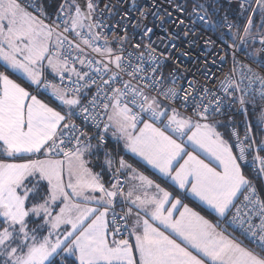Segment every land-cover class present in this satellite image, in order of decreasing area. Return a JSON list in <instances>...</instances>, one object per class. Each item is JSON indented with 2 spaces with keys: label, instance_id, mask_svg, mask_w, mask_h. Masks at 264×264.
<instances>
[{
  "label": "snow or ice",
  "instance_id": "snow-or-ice-1",
  "mask_svg": "<svg viewBox=\"0 0 264 264\" xmlns=\"http://www.w3.org/2000/svg\"><path fill=\"white\" fill-rule=\"evenodd\" d=\"M169 6L183 25L185 7ZM249 9L241 26L193 5L231 41L219 59L230 53L232 69L209 87L185 65L158 0H0V264H264V139L246 119L258 109L264 131V0H239L241 15ZM156 28L168 34L162 48ZM197 73L217 79L207 62ZM30 88L49 90L56 106ZM109 132L168 187L117 159ZM250 158L255 178L243 170ZM189 195L215 220L183 203Z\"/></svg>",
  "mask_w": 264,
  "mask_h": 264
},
{
  "label": "built area",
  "instance_id": "built-area-1",
  "mask_svg": "<svg viewBox=\"0 0 264 264\" xmlns=\"http://www.w3.org/2000/svg\"><path fill=\"white\" fill-rule=\"evenodd\" d=\"M19 2L22 4V6L26 3H30L31 0H19ZM254 3V0H252ZM158 3L161 4V8H167L169 11L172 12L171 19L164 25V27L169 28L172 33L177 37L174 43L177 44V48L184 50L188 52V57L185 59V65L191 70L192 73H196V79L200 81L201 84L207 83L209 87H218L219 80L223 79V76L225 73H228L232 69V62H231V54L229 53V57L227 61L221 63L219 56L224 55L223 49L225 46V43H231L230 39L228 38V29L225 25L223 28H212L207 24L202 23L199 21L194 15H191L192 7L195 3H188L187 0H176V3H179L185 7V12L182 16H180L181 19L184 20V24L177 27L173 21L177 19V17L180 15L177 13L173 8H171L170 0H158ZM29 11H32L31 8L28 9ZM199 11V10H198ZM260 13L259 10L255 13ZM251 14V9H249L247 12H245L241 18L238 25H243V23L246 21L247 15ZM225 16L219 17L216 22L217 24L223 23V19ZM149 19H153L152 17H149ZM229 19V18H228ZM230 20V19H229ZM231 21V20H230ZM185 31L189 32V36L187 39L184 38L183 33ZM254 30L253 32H255ZM194 33V35H193ZM223 33V36L221 35ZM158 37H164L167 39L168 34L165 33L161 28L154 29V35L152 37L153 40H157ZM70 39L75 40L74 36H69ZM191 41V43H189ZM210 41L212 44L206 46L205 42ZM250 44H254L255 47H259V39L256 41H249ZM157 47L162 48L163 45L159 44V41L157 40ZM86 52L89 55H95L90 52V50L86 49ZM96 59H99V57H95ZM239 59L244 64H249L252 67H255L254 64H252V61L246 58L243 55L239 56ZM215 60V63L213 64L212 61ZM205 62H207L208 66V74L211 76L213 73L217 77L216 80H205V77L202 73H197V69L201 67V65H204ZM77 68H80L81 66L77 63L75 65ZM48 80L53 82H59L58 79L54 76L47 77ZM41 94L51 96L49 90H41ZM222 94V93H221ZM249 110H252L250 107ZM248 110V111H249ZM242 117V120L239 122L237 117ZM225 120H227V116L224 117ZM247 122H248V118ZM234 120L237 121L239 124V129L241 132V135H243L244 130V123L245 117L242 115H235ZM77 123H81V121L77 120ZM249 123V122H248ZM109 139V136H107V141ZM242 164L248 168V170L251 172L253 178H255V169L252 167V160L251 158L245 162H242ZM121 179H125L124 175L121 176ZM258 191L264 192V181L256 180ZM229 231L235 232L241 239L247 241L245 236L242 234L241 230L237 226H233L232 228H229ZM123 238V237H121ZM248 242V241H247Z\"/></svg>",
  "mask_w": 264,
  "mask_h": 264
},
{
  "label": "trees",
  "instance_id": "trees-1",
  "mask_svg": "<svg viewBox=\"0 0 264 264\" xmlns=\"http://www.w3.org/2000/svg\"><path fill=\"white\" fill-rule=\"evenodd\" d=\"M47 2L50 4H54V5L58 6L60 0H47ZM187 2L188 3H195V4L199 3V4L204 5L208 15L214 21H216L219 17L227 16L232 22L239 24L240 18L242 16L239 12V1H237V0H187ZM52 11L54 13V9H52ZM255 21L257 24L260 23V21H261V14L260 13L255 15ZM254 30H256L255 27L253 28V31ZM11 78L16 80L17 82H19L23 86L28 87V83L23 78H21L20 76H18L16 74H12ZM42 97L46 103H49L51 106H56V102L53 100V98H51V96L42 94ZM257 110L258 109L249 110L247 118H248V122L253 126V129L256 132L257 139H263L264 138V132L260 130L261 126L259 124V121L257 120V114H256ZM237 119L240 122L242 120V117L238 116ZM221 130H222V132H226L225 129H221ZM107 143H108L109 149L111 151H113L117 156H123L124 159L130 161V163L132 165L139 168L140 170H142L146 174L152 176L157 182L161 183L162 186L168 187V185L164 184V182L160 179L159 175L154 174V171L147 168L144 164H142L141 162H139L138 160L133 158V156L125 153L124 150L121 148V146H119V144L117 146V143H115V141H112L110 139V137H109ZM0 158H2V156H0ZM102 158H103V154L101 153V159ZM89 159H92V158L89 157ZM99 162L100 161H96L93 159V162L91 163L92 168H94L95 170H99L101 167ZM243 170H244L245 174L247 176H249V178H253L251 172L244 165H243ZM106 176L109 177V173L107 171H105V173H104V177H106ZM183 202L190 205L192 208H194L195 210L200 212V214L204 215L206 218L212 219V220L215 219L214 215L209 214V212H210L209 210H206L205 207H203L198 202L191 199L189 196L184 197ZM230 232H233V231H230ZM234 235L237 237V239L243 240L235 232H234ZM243 241L245 243H247V241H245V240H243Z\"/></svg>",
  "mask_w": 264,
  "mask_h": 264
},
{
  "label": "crops",
  "instance_id": "crops-1",
  "mask_svg": "<svg viewBox=\"0 0 264 264\" xmlns=\"http://www.w3.org/2000/svg\"><path fill=\"white\" fill-rule=\"evenodd\" d=\"M0 64L1 65H3V63L2 62H0ZM53 75L51 74V72H49L48 73V76L47 77H52ZM52 98V97H51ZM220 131H222L221 129H219ZM109 135V134H108ZM109 137H110V139L112 140V141H115V143H117V141H116V139L114 138V137H112V136H110L109 135ZM225 138H227V134H226V136H225ZM117 146H118V143H117ZM119 146H121V143H119ZM121 148L123 149V147L121 146ZM126 153V152H125ZM127 154H129V153H127ZM130 155V154H129ZM131 156H133V155H131ZM120 156H117V159L119 158ZM133 158H135L136 160H138L139 162H141L142 164H144L147 168H149L150 170H152L151 168H150V166H147L142 160H140V158L139 157H135V156H133ZM86 159H89V157H86ZM103 159V158H102ZM126 160V159H125ZM126 161H128V160H126ZM128 163H130V161H128ZM99 164H100V162H99ZM131 164V163H130ZM132 165V164H131ZM133 166V168H136V169H139V168H137V167H135L134 165H132ZM89 167L90 168H92V166H91V164H89ZM93 169V171H98V170H95L94 168H92ZM140 170V169H139ZM100 171V170H99ZM141 172H143L142 170H140ZM152 171H154V170H152ZM145 175H148V174H146L145 172H143ZM124 175V177H125V179L127 178V176H128V173H124L123 174ZM158 175V174H157ZM148 176H150V175H148ZM151 178H153L152 176H150ZM105 182H107L108 181V177L106 176L105 178ZM154 179V178H153ZM189 187H190V185H189ZM128 190V185L126 184L125 185V191H127ZM189 197L191 198V199H193L194 201H196V202H198L200 205H202L203 207H205L206 208V206L205 205H203L197 198H195V197H192V196H190L189 195ZM184 203V202H183ZM186 204V203H185ZM188 206H190V205H188ZM191 207V206H190ZM192 208V207H191ZM193 210H195L194 208H192ZM195 211H197V210H195ZM210 211V210H209ZM176 215H179V212H177L176 213ZM214 215V214H213ZM215 216V215H214ZM130 243H132V244H134L135 243V241H134V238H132L131 240H130Z\"/></svg>",
  "mask_w": 264,
  "mask_h": 264
},
{
  "label": "rangeland",
  "instance_id": "rangeland-1",
  "mask_svg": "<svg viewBox=\"0 0 264 264\" xmlns=\"http://www.w3.org/2000/svg\"><path fill=\"white\" fill-rule=\"evenodd\" d=\"M0 62H2V63H4L3 61H0ZM16 75H18V76H20L21 78H23L25 81H26V78L25 77H23L22 75H20L19 73H15ZM13 79V78H12ZM17 82V81H16ZM27 82V81H26ZM17 83H19V82H17ZM28 83V82H27ZM22 85V84H21ZM23 86V85H22ZM24 87H26V86H24ZM27 88V87H26ZM30 91H33V94H37L38 95V98L39 99H41V100H43L44 102H45V100L43 99V97H42V94L39 92V93H37L34 89H29ZM51 106V105H50ZM258 111L259 110H257V113L256 114H258ZM142 126V125H141ZM139 129H137V131H138ZM264 132V131H263ZM109 135L110 136H112L111 135V132H109ZM264 139V138H263ZM121 143V146L123 147V142L121 141L120 142ZM123 150H124V152H126V153H129L130 155H133V156H135V154H132V153H130V152H127L125 149H124V147H123ZM136 157V156H135ZM201 158H204L203 156L201 157ZM0 159H4V157H2V158H0ZM181 163L183 162V161H180ZM179 165L177 164L176 165V167H178ZM100 170V169H99ZM98 170V171H99ZM105 178V177H104ZM109 178V177H108ZM65 179H67V178H65ZM190 207V206H189ZM212 220V219H211ZM215 220V219H214Z\"/></svg>",
  "mask_w": 264,
  "mask_h": 264
},
{
  "label": "water",
  "instance_id": "water-1",
  "mask_svg": "<svg viewBox=\"0 0 264 264\" xmlns=\"http://www.w3.org/2000/svg\"><path fill=\"white\" fill-rule=\"evenodd\" d=\"M237 1H239V0H237Z\"/></svg>",
  "mask_w": 264,
  "mask_h": 264
}]
</instances>
